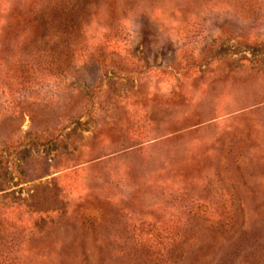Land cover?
<instances>
[{
	"label": "rangeland",
	"instance_id": "1",
	"mask_svg": "<svg viewBox=\"0 0 264 264\" xmlns=\"http://www.w3.org/2000/svg\"><path fill=\"white\" fill-rule=\"evenodd\" d=\"M0 264H264V0H0Z\"/></svg>",
	"mask_w": 264,
	"mask_h": 264
}]
</instances>
